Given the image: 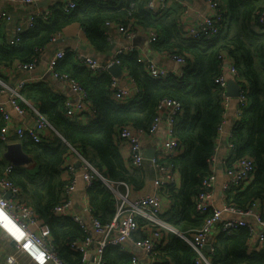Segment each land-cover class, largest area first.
Here are the masks:
<instances>
[{
	"label": "trees",
	"instance_id": "16d2710c",
	"mask_svg": "<svg viewBox=\"0 0 264 264\" xmlns=\"http://www.w3.org/2000/svg\"><path fill=\"white\" fill-rule=\"evenodd\" d=\"M147 2L113 0L103 5L98 0H80L79 6L69 14L59 6L54 7L50 20L36 21L34 27L22 35L18 45L0 44V69L14 62L32 61L39 50L52 43L54 36L62 34L72 24H80L94 48L105 53L110 47L105 35L106 24L124 25L132 21L135 26L136 22V27L144 28L147 33H158L159 38L152 43L156 51L185 57L187 65L182 68L181 77L170 75L154 79L139 61L137 52L118 56L123 70L142 88L135 100L119 105L110 98L111 76L107 72L95 76L86 67L76 64L73 53L67 52L55 64V70L70 75L88 92L96 116L85 126L67 118L66 101L49 85H30L23 94L28 103L38 106L67 143L78 148L108 180L124 183L136 192L144 189L146 177L141 171L127 167L115 141L116 133L128 124L147 131L162 100L180 102L183 112L174 125V136L183 153L160 162L174 165L175 172L181 175V184L165 186L159 192L166 202L160 218L183 236L167 232L168 242L161 248L157 264H196L198 254L187 240L202 228L208 216L197 210L194 198L202 191V181L210 173L208 160L215 154L224 119V88L217 83L223 74V53L233 61L236 80L246 90L248 101L234 127V158H230L229 166L244 156L256 164L254 181L243 190L228 191L227 202L243 210L253 200L264 203V29L258 24L264 12V0H218L224 12L219 33L196 40L185 37L179 10L170 8L154 15L147 9ZM2 126L0 117V134ZM22 144L35 163L31 168H13L6 177L21 188L22 201L49 224L61 259L68 264H79L81 255L70 249V243L85 238V232L71 218L54 216V209L62 202L63 164L68 147L56 134L40 143L27 138ZM6 146L0 139V176H5L10 165L3 158ZM119 190L125 193L126 187L120 185ZM87 194L93 214L102 223H109L116 213L114 193L101 181H96L87 189ZM261 219L264 221V210ZM137 235L144 236L143 233ZM248 239L246 228L232 234H218L213 254L208 250L205 254L212 255V264H264V243L259 251L250 252ZM131 257V253L114 246L106 247L103 253L104 264H129Z\"/></svg>",
	"mask_w": 264,
	"mask_h": 264
},
{
	"label": "built area",
	"instance_id": "2783aa9c",
	"mask_svg": "<svg viewBox=\"0 0 264 264\" xmlns=\"http://www.w3.org/2000/svg\"><path fill=\"white\" fill-rule=\"evenodd\" d=\"M4 1L14 6L23 5L30 10L26 19L20 23L26 25V28L18 25L14 30V35L9 39L8 43L14 46L20 43L22 35L30 31L36 21H49L54 9L47 8L46 6L48 5L44 6L45 8L39 6V4L47 0ZM79 1L66 0L58 6L64 13L69 14L79 6ZM98 1L106 5L113 0ZM206 2L209 14L202 16L197 25L188 26L183 22V18L180 20V27L185 33L186 38L196 40L203 37L215 36L219 33V23L224 19V12L216 0H206ZM170 8L168 0H148L147 2V9L154 15L163 14V12ZM183 13L185 14V11ZM12 19L13 17L10 12L5 10L0 11V26L6 21L11 22ZM258 24L264 29V12L260 14ZM114 26L117 27V32L129 44L119 48L109 63L101 64L96 59L79 56L77 60L80 65L86 67L97 76L104 72L108 73L110 65L114 63L120 64L117 59L118 56L137 52L139 61L146 66L151 78L165 79L170 75H175V73L158 66L146 58L145 55L139 53L137 48L131 44L137 36V29L134 27L132 21L124 25L106 24L105 35L110 45H114L113 36L111 35V27ZM147 35L148 43L150 44L159 38L156 31L149 32ZM60 36L61 34L54 36L50 45L58 43L61 39ZM44 50L45 48L39 50L38 55L28 63L14 62L0 69V94H9V104L20 116H24L29 112L28 107H22L23 103L28 104L24 98L23 90L36 83V81L25 78L11 85L3 81V76L15 69L19 72L33 71L39 61V54ZM65 55V51L57 52L50 64L53 78L65 83L79 97L77 103L74 101L65 102V115L71 121H76L77 123L81 122L80 119H86L88 122L89 119L96 116V109L89 99L88 92L70 75L59 73L55 70V64L63 59ZM169 58L180 67L175 76L181 77L182 72H180V69L187 65L186 58L178 55H170ZM221 58L223 74L217 79V83L224 88L223 107L226 111L230 102L236 100L238 109L236 121L228 135L227 148L230 155L227 160L222 162L226 176V181L221 185L224 195L223 207L219 209L213 201L215 188L218 185L215 157L217 144L215 154L208 160L210 173L202 181V191L194 198L197 210L201 214H208L202 228L193 234L191 239L187 240L198 254L195 260L196 264H212L211 254L214 252V239L221 233L232 234L239 229L246 228L249 232L247 247L250 252L259 251L264 243V221L261 219L264 203L256 199L250 203L247 209L243 210L227 202L228 191L234 189L243 190L254 181L256 177V164L253 159L244 156L237 158V161H233L234 163L231 167L229 166L230 158H234L235 145L232 142L234 127L240 120L248 101L246 97L247 92L244 88H242L243 90L237 98L227 96L228 79L232 78L237 82V71L233 65V61L229 59V62L224 64L226 62H224L223 54ZM111 78L112 84L109 88L110 98L119 105H128L142 92L141 86L135 84L130 76L128 78L134 84L133 89H129V87L121 83L123 77L120 79ZM29 107L32 108V105L29 104ZM32 109L34 113L33 126L24 127L21 125L17 128H12L10 126V114L7 112L4 104L0 102V117L3 120L0 139L6 144L12 143V138L17 142H22L29 138L36 143H40L56 134L62 138L63 143L68 147L63 164L62 179L65 185L62 191V202L54 209V216L62 219L71 218L85 232V238L74 240L70 243V249L81 255L79 264H104L103 253L108 246L119 247L122 251L131 253L132 257L129 264H157L160 258V250L168 242L167 232H174V229L160 218L164 210V201L159 190L168 185L179 187L174 165L168 162L162 163L160 160L169 156H177L181 153L179 143L174 136V125L179 115L183 112L182 104L172 99H164L159 103L156 117L147 131L128 124L120 128L116 133V144L120 148L123 158L128 161V168L142 172L146 162H148L156 174L153 180L154 193L134 198L128 185L113 183L108 180L98 171L94 164L82 155L78 148L67 143L47 121L45 116L40 113L39 109ZM81 123L86 125V122ZM162 125L167 127V140L163 147L156 150L154 157L148 160L144 156V140L145 138L154 136ZM221 129L222 126L220 131ZM13 168L15 167L10 164L4 174L5 176H0V238L12 244L14 252H3L4 258L0 253V263L3 260L2 264H19V258L25 256L32 264H68L61 259L53 243L49 224L39 216L32 206H28L22 201L21 188L6 177ZM96 181H101L116 197L115 216L106 224L102 223L93 214L89 203H85L84 215L76 212L73 206V197L78 186L80 184L84 185L83 196L87 200V189ZM120 185L126 187L125 193L119 190ZM7 194H10L9 198H6ZM258 225L262 227V230L258 229ZM137 233H143L144 236L137 238ZM130 245L144 253L147 258L146 263H143L136 253L131 252L132 247ZM206 250L211 254L206 255Z\"/></svg>",
	"mask_w": 264,
	"mask_h": 264
},
{
	"label": "crops",
	"instance_id": "0c3cea01",
	"mask_svg": "<svg viewBox=\"0 0 264 264\" xmlns=\"http://www.w3.org/2000/svg\"><path fill=\"white\" fill-rule=\"evenodd\" d=\"M64 1L66 0H49V3L46 4L48 6L46 5L45 6L47 8H54L62 4V2ZM168 1L172 9L175 8L180 11L181 19L183 18V22L188 26L197 25V23L200 22V18L202 16L209 14L208 4L206 0H168ZM118 4H119V1H118ZM42 8H45V7L42 6ZM1 10L10 12V14L13 17L11 22H7L5 20L6 22H4L0 26V44H9L8 43L9 39L12 37V35H14V30L17 28L18 25H22L20 23L24 21V19H26V16L30 13V10L23 5L14 6L13 4H10L7 1L0 0V11ZM184 11H185V14L183 13ZM136 26L137 24L135 22L134 27L137 29V36L131 42V44L137 48L139 53L145 55L146 58L150 59L158 66L168 71H171L175 73V75H177L179 66L173 61H171L169 56L166 55V53L156 51L152 47V44L148 43L147 31L142 27H136ZM22 27L26 28V25H22ZM111 35L113 36L114 45L112 44L111 45L109 44V45L110 47L114 46L113 49L111 50L109 47L108 51H106L105 53H101L98 50H96L94 46L89 42L85 29L80 24H72L63 31V33L60 36L61 37L60 42L49 45L44 51H42L39 54V61L33 71L19 72L15 69L7 73L6 75H4L3 81L8 84L14 85L20 79L30 78L36 81V83L32 85H36L39 83H45L50 86V88L53 90L55 94L64 98L65 101H74L77 103L79 101V97L74 92H72V90H70L69 86L53 78L51 71H50V64L54 56L56 55V53L59 51H65L66 53L72 52L74 55V62L76 64L77 63L79 64V61L77 60L79 56L93 58V59L98 60L101 64H106V62H109L111 59L114 58V54L119 48L124 47L129 44L117 32L116 26L111 27ZM223 54H224L223 55L224 62H226L224 64H227V62H229V56L226 55L225 53ZM181 71L182 69H180V72ZM129 76H130L129 73L124 70V75H123V79L121 83L124 86L129 87V89H133L134 84L129 80L128 78ZM0 102L4 104L7 112L10 114V117H11L10 126L12 128H17L21 125H23L24 127L33 126L34 113H33L32 108L39 109L36 104L23 103L22 105H24L25 107H28L29 112L24 116H20L10 106L8 93L0 94ZM29 104L32 105V108L29 107ZM237 109H238L237 101L232 100L229 104V107L226 109L224 113L222 129L219 132L218 137L216 139L217 148H216L215 157H216V164H217L216 175L218 179V185L215 188L213 201L215 202L216 206L219 209H221L224 204V195H223L221 185L223 182L226 181V176L224 173V167H223L222 162L224 160H227L230 155V152L227 148L228 135L230 131L232 130L233 125L236 121ZM80 121L86 122V124H88L86 119H80ZM81 122H78V124L85 126ZM166 140H167V127L165 125H162L154 136L150 138H145L144 144H143L144 156L147 152H156L158 148L163 147ZM11 142L14 143L17 141L14 138H12ZM124 161L126 162L127 167H128V164H129L128 161L126 159H124ZM142 174L145 175L146 177L145 187L140 192L131 190L133 198L144 195V194L148 195V194L154 193L155 188L153 186V180L156 174H155L154 169L151 167V165L148 162H146L144 166V170L142 171ZM177 179H178V184L180 186L181 184L180 174H177ZM83 194H84V185L80 184L78 186L77 191L74 193L73 206L76 212H79L81 215H84V208L86 206L85 203L88 204V200H85ZM164 206H166L165 201H164ZM257 227L258 229L262 230L261 226L258 225ZM140 237H137V238H140ZM130 246L132 247L131 252L136 253L138 257L140 258V260L143 263H146L147 258L145 257L144 253L139 249L133 248L132 245ZM262 247H263V244H262ZM3 252L13 253L14 247L8 241L0 238V253L2 254V257L4 258ZM2 263H3V260L0 264ZM19 264H32V263L27 257L21 256L19 258Z\"/></svg>",
	"mask_w": 264,
	"mask_h": 264
},
{
	"label": "water",
	"instance_id": "95a60500",
	"mask_svg": "<svg viewBox=\"0 0 264 264\" xmlns=\"http://www.w3.org/2000/svg\"><path fill=\"white\" fill-rule=\"evenodd\" d=\"M47 3H49V0L39 4V6H45ZM58 42H60V40ZM113 47L114 46H111L110 49L112 50ZM111 61L112 59L109 62ZM109 62H106V63H109ZM108 74L113 78L120 79L124 75V70L120 64L114 63L109 66ZM227 87H228L227 96L230 98L239 97L240 92L243 90L242 89L243 87L232 78L228 79ZM154 154L155 152H147L145 154V158L150 160L154 157ZM3 158L5 161H7L9 164H11L15 168H31L35 163L34 158L23 150L22 142H14V143L7 144L6 150L3 154ZM9 197H10V194H7L6 198H9ZM174 232L175 234L183 236L175 229H174Z\"/></svg>",
	"mask_w": 264,
	"mask_h": 264
},
{
	"label": "rangeland",
	"instance_id": "374dc122",
	"mask_svg": "<svg viewBox=\"0 0 264 264\" xmlns=\"http://www.w3.org/2000/svg\"><path fill=\"white\" fill-rule=\"evenodd\" d=\"M227 217V215H225Z\"/></svg>",
	"mask_w": 264,
	"mask_h": 264
}]
</instances>
